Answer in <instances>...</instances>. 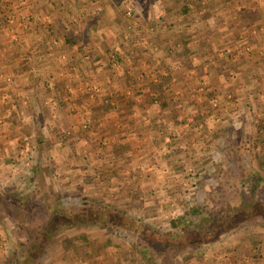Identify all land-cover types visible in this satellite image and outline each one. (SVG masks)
<instances>
[{
	"label": "rangeland",
	"instance_id": "374dc122",
	"mask_svg": "<svg viewBox=\"0 0 264 264\" xmlns=\"http://www.w3.org/2000/svg\"><path fill=\"white\" fill-rule=\"evenodd\" d=\"M12 1L15 0H9ZM71 1L70 6L74 7L76 0ZM105 1L115 3L113 14L105 16L107 21L104 23L111 25V31L121 33L119 47L131 48L136 53H141V47L158 52L171 48L168 45L171 44L169 34L188 37L182 42L177 41L171 51L178 52L176 60L183 56L182 64L187 63L190 76V53L198 48L194 32L205 33L212 27L207 23L211 16L207 0ZM237 1L216 0L218 4L213 23H210L215 29L242 28V40L227 41L222 37L217 40L220 43H217L218 48L212 56L214 63L224 61L220 65L223 78H232L234 73L223 70L229 57L237 58L238 66L242 64V87L229 88L232 93L228 98L236 102L230 103L231 108L227 109L224 117L221 109L216 111L218 104L214 105L216 116L208 120L201 116L197 125L191 124V113H184L182 117L177 113L178 118L174 115L170 117L172 127L167 125L162 134H151V138L155 139L149 140L141 137L142 122L136 124L124 117L118 120L123 125L121 130L116 127V133L113 131L109 135L101 129L100 133L96 128L100 122L92 121L90 111L77 121L82 140L71 155L80 154L84 145L88 144L97 151L90 149L82 152L83 156L72 160L71 166L62 164L63 152L59 150L47 152L50 155L44 157V162H41L42 155L34 149H30L33 154L30 161L26 160L24 153L18 165L11 163L3 166L0 161V193L12 202L25 196L22 204L30 207L31 215L24 223L25 227L34 225L37 228L40 225L41 219L48 215L47 211H40L44 205L71 209L74 204L83 205V201L87 200L97 206L124 210L128 216L161 232L176 233L192 225L206 229L210 234L201 235V242L193 246L155 249L153 245L146 247L136 232L122 227L110 230L102 224L86 223L60 230L55 243L39 259V264H138V248H145L143 252L147 253V257L151 256L152 263L157 264H264V213L260 209L264 206V65L257 62H264V25L259 23L256 12L247 5L239 9L233 7L235 11L241 9L242 25H229L222 9L234 6ZM182 3L188 4L187 12L182 10ZM14 14L10 12L6 20L13 30L17 29L14 27ZM157 36L162 37L160 42H152ZM238 41L239 49L234 47ZM114 45L112 48L107 42L110 60L116 59L115 54L120 52ZM123 54L124 59L126 56ZM90 60L88 54L84 63ZM148 64L153 65L152 62ZM201 70L204 72L206 69ZM169 71L172 72L171 69ZM87 88L92 94L98 90L93 86ZM203 90L205 87L201 90L202 94ZM189 92L190 87L185 94ZM218 92L220 95L221 90ZM239 97L242 101L238 103ZM119 132L130 134L124 137L122 143L127 144L125 140L128 138L135 144L132 149L137 156L132 160L119 158L112 165L105 164L103 157L109 151L113 152L110 147L114 141L116 148L113 149L119 148L121 156L125 152L120 148ZM72 136L77 137L76 133ZM116 152L111 157L116 158ZM138 154H148L150 159L145 163ZM48 158L55 160L54 166ZM35 164L43 172L42 180L34 178L31 168ZM258 180L263 185L257 184ZM255 185L256 190L253 189ZM251 193H254V201ZM40 196L44 198L43 206L40 202L36 203ZM173 221H178L177 226L172 224ZM16 223L6 215L0 217V264H8L10 257L19 256L34 240L28 238L24 227ZM76 253H79L81 261L76 258Z\"/></svg>",
	"mask_w": 264,
	"mask_h": 264
},
{
	"label": "crops",
	"instance_id": "0c3cea01",
	"mask_svg": "<svg viewBox=\"0 0 264 264\" xmlns=\"http://www.w3.org/2000/svg\"><path fill=\"white\" fill-rule=\"evenodd\" d=\"M73 3L74 7L70 6L69 0L0 1V161L3 166L11 163L18 165L23 160L24 139L29 141L32 151L34 149L42 155L41 162L50 155L47 153L50 150H59L63 152L62 164L71 166L72 160L81 158V153L92 147L91 144L84 145L80 154L71 155L82 140L81 127L77 121L85 112L89 114L91 111L89 116L92 121L100 122L97 130L101 133L103 129L109 135L116 127L119 130L123 128L118 121L121 117L131 119L136 124L142 122L141 137L150 140L152 135L162 134L167 125L172 127L171 115L176 116L178 113L182 117L184 113H191V124L197 125L200 116L208 120L221 109L224 117L227 109L231 108L230 103L235 104L236 100L228 98L231 92L229 88L242 87V64L238 66L239 60L229 57L224 64L227 67L223 70L234 73L232 78H223L220 65L224 61L214 63L212 56L218 48L217 43H220L217 40L222 37L227 41L242 40V28L233 26L234 30L225 27L215 29L210 24L213 23L218 4L216 0H207L211 11L207 19L209 26H212L210 30L205 33L194 32L198 48L190 53V76L187 63L182 64L183 56L176 60L178 52L173 51V54L171 51L177 41L182 42L188 37L169 34V50L166 47L152 52L141 47V53H136L131 48L119 47L121 33L111 31V25L104 23L107 21L105 16L113 14V1L114 5L105 0H76ZM244 5L256 12L259 23L264 25V0H238L234 6L222 9V15L229 19V25H242L241 9L235 11L233 7L239 9L246 7ZM10 12L15 13L14 27L17 29L14 30L7 23ZM4 20H7L6 23ZM161 38L157 36L152 42H160ZM239 41L238 44L235 42L234 47L237 49ZM107 42L120 51V59L115 63L109 59ZM187 47L190 45L187 44ZM121 53L126 56L124 59ZM88 54L91 60L85 64L84 58ZM151 62L153 65L148 64ZM257 62L264 65V62ZM169 69L172 72H168ZM201 69L206 70L202 72ZM87 86L97 87L98 90L92 94L87 91ZM188 87L190 95L185 94ZM187 96L189 98H185ZM240 101L242 98H237V102ZM215 104L219 105L216 111ZM157 124L160 126L155 127ZM75 133L76 138L72 136ZM117 135L119 143H122L124 137L130 134L119 132ZM88 138V141H92ZM125 141L127 144L122 143L120 146L125 151L122 156L119 148L113 149L115 141L112 143L110 148L113 152L104 155L109 158L103 157L105 164L112 165L119 158L132 160V157L137 156L132 149L135 144L128 138ZM115 152L117 157H111ZM149 157L145 154L139 159L146 163ZM48 160L51 165H55L54 159Z\"/></svg>",
	"mask_w": 264,
	"mask_h": 264
},
{
	"label": "trees",
	"instance_id": "16d2710c",
	"mask_svg": "<svg viewBox=\"0 0 264 264\" xmlns=\"http://www.w3.org/2000/svg\"><path fill=\"white\" fill-rule=\"evenodd\" d=\"M174 5L176 6V4ZM181 5L182 10L187 12L188 4L182 3ZM115 55L116 59H111L114 63L118 61L117 59H120L118 53ZM160 105L164 106L163 103H160ZM31 171L35 178L42 180L43 172L39 169L38 164H35L31 168ZM252 179L256 181L254 177H252ZM257 184L263 185V183H260L259 180L257 181ZM253 189L256 190L257 186H253ZM251 194L253 195L252 201H254V193ZM22 198L25 199L26 197L22 196L18 201L12 202L0 193V217L6 215L12 220L17 221L16 224L24 227L28 238L34 239L30 242L28 247L19 254V256L16 255L15 257H10L8 264H39V259L44 254L45 250H47L50 245L55 243L56 235L60 232V230L80 227L86 223H95L100 226L102 224L103 227L106 226L107 228H110V230H113V227H122L134 233L136 232L142 241H144L143 243L146 247L148 245H153L155 249H163L164 247L182 248L189 245L193 246L194 244L196 245L201 242V235L204 233L210 234L208 230L199 229L193 227L192 225H188L186 228H181L180 231L176 233L161 232L152 225L143 224L142 222L128 216L124 210L115 209L112 206H97L95 204H91L87 200L83 201V205L79 203V205L74 204L71 209L68 207L53 208V206L49 207L44 205V198L41 196L36 203L39 204L40 202L41 206L44 205L45 207L43 206L40 211H47L48 215L41 219L40 225L37 228L34 227V225H26L25 227L24 223H27V219L30 217L31 212L29 211L30 207L28 205L23 206ZM260 209L264 213V206ZM177 223L178 221H173L172 224L177 226ZM68 240L69 238H67V241ZM143 250H145V248L136 249V252L138 253L137 263L157 264L155 262L152 263L153 260L150 258L151 256L149 255V257H147V253H144ZM78 254L79 253H76L78 256L76 258L80 260V255Z\"/></svg>",
	"mask_w": 264,
	"mask_h": 264
},
{
	"label": "built area",
	"instance_id": "2783aa9c",
	"mask_svg": "<svg viewBox=\"0 0 264 264\" xmlns=\"http://www.w3.org/2000/svg\"><path fill=\"white\" fill-rule=\"evenodd\" d=\"M128 9H129V8H128ZM129 10H130V9H129ZM7 79H9V78H7ZM22 153L25 154V158H26L27 161H30V158L33 157V154H32V152H31V150H30V148H29V142L26 141V140H25V145H24V147H23Z\"/></svg>",
	"mask_w": 264,
	"mask_h": 264
}]
</instances>
